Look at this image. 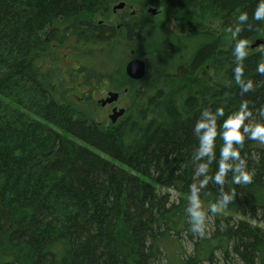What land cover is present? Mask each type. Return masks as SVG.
<instances>
[{
  "label": "trees",
  "instance_id": "trees-1",
  "mask_svg": "<svg viewBox=\"0 0 264 264\" xmlns=\"http://www.w3.org/2000/svg\"><path fill=\"white\" fill-rule=\"evenodd\" d=\"M121 2L176 22L155 38L141 17L124 20L125 34L152 38L138 54L148 69L103 129L63 96L113 75L127 44L97 19ZM262 2L0 0V264H264V144L252 138L264 125V45L224 56L203 25L245 45L264 30ZM70 42L113 53L65 70L57 51ZM237 113L243 139L225 156L224 121ZM200 121L214 132L207 151ZM241 169L250 182L234 181Z\"/></svg>",
  "mask_w": 264,
  "mask_h": 264
},
{
  "label": "rangeland",
  "instance_id": "rangeland-1",
  "mask_svg": "<svg viewBox=\"0 0 264 264\" xmlns=\"http://www.w3.org/2000/svg\"><path fill=\"white\" fill-rule=\"evenodd\" d=\"M112 9L105 17L98 18L97 22H102L103 24L115 29L116 32L113 31L115 36L114 41H116L118 44H127V47H124L123 49L124 52L122 53V55H117V58L110 64L111 67L105 69L106 72L109 74H112L114 72L112 75L113 77H103L97 89L92 91V93L87 96L88 98L83 95L87 94L86 89H80L79 91L73 89L70 95L63 96L65 97L66 102H69L76 107L84 109L85 112H87L103 129L110 128L112 124L111 120L109 119V115L112 114V106L110 105L123 109L127 108L128 105H130L135 99V97L138 96V94L140 93L142 88L140 84L141 82H134L132 84L130 79H128L125 74V69L127 63L133 59L137 58L146 61L145 58L139 57L138 54H140L143 50V42L146 41V43H148L150 39H152L143 38V41H138L139 39H135L134 41L129 42V40L126 39L127 37L123 27L119 23L121 11L116 10L118 11V13H115L114 9ZM124 9L128 12L142 14V16H144L145 18L147 26L155 31V34L151 33L153 36H155V38L157 36L167 38L171 36L168 35V33H173L172 30L176 21L165 11L160 10L155 14H151L148 12L149 8H144L138 5H130L129 3L125 4ZM203 25H208V27H211L210 31H212L213 34L222 36L224 38L226 45H224V48L222 49L223 52H220V54L224 56L226 55V53L236 57L246 55L248 54V52L251 51L250 46L256 40H260L263 42V44L260 46L264 45V30L262 34L252 42H248L245 45H241L238 43L234 33H231L230 35L229 33L227 34L222 30V28L217 22H204ZM203 31L204 33L206 32L204 29ZM206 35L207 33L201 34L200 40L206 41ZM175 36L179 37V35H176L174 32L173 37ZM69 45L74 46L75 50L69 51L65 47H60V49L57 51V54L59 55L61 60V65L65 70H69L71 68L74 70H78L80 66L84 65L82 64V60L87 63L86 65L92 66L96 61H99V63L110 61L108 57L111 56L113 53L112 49H107L106 47H86L85 50L78 51L80 49L78 47H75V42H70ZM96 63V65H98V62ZM81 80L82 78H79V81ZM110 93H117V100L112 104H106L105 106H102L100 101L109 98Z\"/></svg>",
  "mask_w": 264,
  "mask_h": 264
},
{
  "label": "clouds",
  "instance_id": "clouds-1",
  "mask_svg": "<svg viewBox=\"0 0 264 264\" xmlns=\"http://www.w3.org/2000/svg\"><path fill=\"white\" fill-rule=\"evenodd\" d=\"M257 18L264 17V2H262L261 6L257 9L255 13ZM241 19L246 18L245 14H241ZM217 112L220 113V110L217 109ZM243 122V114L237 113L235 115L230 116L227 120L224 121V126L227 128V131L225 133V137L228 140V143L225 145L223 149V154L227 156L229 153H231L233 156L238 155V153L235 151V149L232 148V141L235 140L237 142H240L243 137L241 133V124ZM197 127H203L208 128V131L205 133V135L202 137V146L203 150L207 151L209 150L212 142V137L214 135V132L211 128H209V125L205 121L198 122ZM245 131H247V126H245ZM252 138H259L262 142H264V125H257L253 131H252ZM243 163V162H242ZM223 171V168L221 169ZM217 179H221V176L218 175ZM251 176L248 174V172L244 169L240 170V174L237 177H234L235 182H250ZM229 197H225L227 200Z\"/></svg>",
  "mask_w": 264,
  "mask_h": 264
},
{
  "label": "water",
  "instance_id": "water-1",
  "mask_svg": "<svg viewBox=\"0 0 264 264\" xmlns=\"http://www.w3.org/2000/svg\"><path fill=\"white\" fill-rule=\"evenodd\" d=\"M125 6V3H120L118 6L114 8V11L118 9H123ZM152 14H155L156 11L151 9L150 11ZM148 69V65L146 61H143L141 59H133L129 61L126 65V75L135 81H140L146 76V72ZM118 98L117 93H110L109 98L106 100H101L100 103L102 106H105L106 104H112L115 102ZM126 110L125 109H114L112 114L109 116V119L111 120L112 124H116L119 118L123 117L125 115Z\"/></svg>",
  "mask_w": 264,
  "mask_h": 264
},
{
  "label": "flooded vegetation",
  "instance_id": "flooded-vegetation-1",
  "mask_svg": "<svg viewBox=\"0 0 264 264\" xmlns=\"http://www.w3.org/2000/svg\"><path fill=\"white\" fill-rule=\"evenodd\" d=\"M151 8H149L148 9V12H149V10H150ZM113 10V9H112ZM156 10V12H159L160 10H157V9H155ZM119 11H121V15H120V17H119V23H120V25L123 27V29L125 30V28H124V20H127V21H129V18L130 17H135V18H139V17H141V19L142 20H144L145 21V18H144V16H142V14H136V13H132V12H128L127 10H125L124 8L123 9H120ZM115 13H118V11H115ZM146 22V21H145ZM99 26H106V27H108L109 29H112L113 31H115V29L114 28H111L110 26H108V25H105V24H103L102 22H99ZM175 26V25H174ZM173 26V27H174ZM202 26V25H201ZM202 29H203V27H202ZM116 32V31H115ZM127 32H128V30L126 31V39H128L129 41H132V40H135V39H138V36H137V34H132V33H129L128 35H127ZM204 32V31H203ZM113 36H114V33H113ZM129 79V78H128ZM68 81V80H67ZM82 81V80H81ZM76 90H77V86H75L74 87ZM89 92L90 91H87V94H83V95H85L86 97L89 95ZM88 98V97H87ZM110 106H112V112H113V110L114 109H122V108H118V107H116V106H113V105H110ZM124 109H126V108H124ZM110 116V115H109ZM122 119V117L121 118H119L118 119V121L116 122V124L115 125H117L119 122H120V120ZM115 125H112L111 124V127L112 126H115Z\"/></svg>",
  "mask_w": 264,
  "mask_h": 264
},
{
  "label": "bare ground",
  "instance_id": "bare-ground-1",
  "mask_svg": "<svg viewBox=\"0 0 264 264\" xmlns=\"http://www.w3.org/2000/svg\"><path fill=\"white\" fill-rule=\"evenodd\" d=\"M121 3H124V2H121ZM120 4V3H119ZM119 4H117V5H115L114 7H113V9L116 7V6H118ZM126 4V3H125ZM125 7V6H124ZM123 7V8H124ZM151 9H153V10H155L154 8H151ZM151 9L149 10V13H151L150 11H151ZM118 10H120V9H118ZM156 11V10H155ZM152 14V13H151ZM263 44V42L262 41H260V40H257L256 41V43L253 45H251L250 47H251V49H255V48H258L260 45H262ZM125 74H126V71H125ZM127 76V75H126ZM128 77V76H127ZM129 78V77H128ZM145 78V77H144ZM143 78V79H144ZM130 79V78H129ZM143 79L142 80H140V81H135V80H133L134 82H142L143 81ZM132 80V79H131Z\"/></svg>",
  "mask_w": 264,
  "mask_h": 264
}]
</instances>
